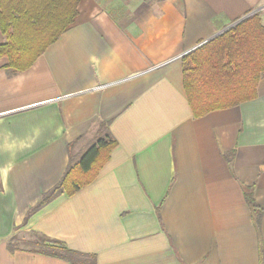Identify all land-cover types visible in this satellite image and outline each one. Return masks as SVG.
Returning a JSON list of instances; mask_svg holds the SVG:
<instances>
[{"label":"crops","instance_id":"crops-1","mask_svg":"<svg viewBox=\"0 0 264 264\" xmlns=\"http://www.w3.org/2000/svg\"><path fill=\"white\" fill-rule=\"evenodd\" d=\"M45 3L57 40L18 73L0 55V264H70L43 237L75 264H264V75L195 118L182 63L246 16L264 26V0H80L67 27L74 0ZM101 123L117 146L97 178L28 216Z\"/></svg>","mask_w":264,"mask_h":264},{"label":"trees","instance_id":"trees-1","mask_svg":"<svg viewBox=\"0 0 264 264\" xmlns=\"http://www.w3.org/2000/svg\"><path fill=\"white\" fill-rule=\"evenodd\" d=\"M49 1L0 0V28L6 38V43L0 47V55L8 58V68L12 72L27 70L62 34L63 31L46 33L38 30L44 15L40 8ZM79 2L74 0V6L66 13L65 27L77 15ZM32 40L34 43L30 44ZM182 63L184 88L195 118L254 100L264 75V26L259 16L255 14L239 22L184 56ZM107 124L101 123L96 143L83 154L79 163L69 165L60 182L43 195L28 216L61 194L73 196L97 178L117 146ZM246 197L256 223L260 224L263 209L256 205L252 193ZM38 246L36 252L75 264L72 257L77 253L68 250L61 241L43 237Z\"/></svg>","mask_w":264,"mask_h":264},{"label":"water","instance_id":"water-1","mask_svg":"<svg viewBox=\"0 0 264 264\" xmlns=\"http://www.w3.org/2000/svg\"><path fill=\"white\" fill-rule=\"evenodd\" d=\"M245 18H247V16H246ZM245 18H243V19H245ZM243 19H241V20H243ZM241 20L238 21V22H241ZM238 22H236V23H234L233 25L227 27L225 30L221 31L220 33H218L217 35H215V36L212 37L211 39L216 38L217 36H219L220 34H222L223 32H225L226 30L230 29L232 26L236 25ZM211 39H210V40H211ZM204 43H205V42H203L201 45H203ZM201 45L197 46V48L200 47Z\"/></svg>","mask_w":264,"mask_h":264},{"label":"rangeland","instance_id":"rangeland-1","mask_svg":"<svg viewBox=\"0 0 264 264\" xmlns=\"http://www.w3.org/2000/svg\"><path fill=\"white\" fill-rule=\"evenodd\" d=\"M234 26H236V25H234ZM234 26H232V27H234ZM232 27H231V28H232ZM231 28H230V29H231ZM230 29H228V30H230ZM228 30H226V31H228ZM226 31H225V32H226ZM223 33H224V32H223ZM223 33H222V34H223ZM217 37H218V36H217ZM23 238H24V239H34L33 237H29L28 235L23 236ZM29 241H32V240H29ZM26 243H28V242L20 243V245H21V246H30L29 244H26ZM31 247H32V246H31ZM31 247H29V248H31Z\"/></svg>","mask_w":264,"mask_h":264}]
</instances>
